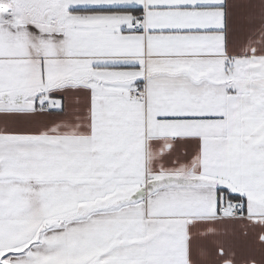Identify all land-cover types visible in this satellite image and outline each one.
Wrapping results in <instances>:
<instances>
[{"label": "snow or ice", "instance_id": "1", "mask_svg": "<svg viewBox=\"0 0 264 264\" xmlns=\"http://www.w3.org/2000/svg\"><path fill=\"white\" fill-rule=\"evenodd\" d=\"M0 264H264V0H0Z\"/></svg>", "mask_w": 264, "mask_h": 264}]
</instances>
